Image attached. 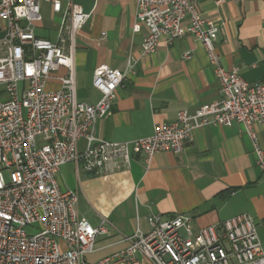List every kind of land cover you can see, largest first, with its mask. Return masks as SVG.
Wrapping results in <instances>:
<instances>
[{"label": "built area", "instance_id": "built-area-1", "mask_svg": "<svg viewBox=\"0 0 264 264\" xmlns=\"http://www.w3.org/2000/svg\"><path fill=\"white\" fill-rule=\"evenodd\" d=\"M43 1L61 18L54 41L35 32ZM199 1L136 0L134 31L147 29L143 54L154 52L161 39H198L213 66L219 98L195 111L179 110L146 137L111 141L96 135V124L110 112L134 57L128 56L124 70L98 66L93 86L100 100H79L75 37L91 14L74 0H0V20L6 24L0 40V264H264V243L249 213L197 231L189 215L154 214L147 219L148 231L137 228L123 237L125 247L90 262L107 227L80 216L78 192L61 189L57 180L68 163L77 172L106 176L129 169L136 155L149 160L158 152L182 153L198 127L236 123L249 135L264 175V148L255 129L264 122V83H249L237 67L224 66L216 48L219 26L202 16ZM59 68L66 72L50 89L49 78Z\"/></svg>", "mask_w": 264, "mask_h": 264}, {"label": "crops", "instance_id": "crops-1", "mask_svg": "<svg viewBox=\"0 0 264 264\" xmlns=\"http://www.w3.org/2000/svg\"><path fill=\"white\" fill-rule=\"evenodd\" d=\"M91 14L75 37L76 94L96 104L101 93L93 86V72L100 65L124 70L134 57L117 90L110 112L101 118L96 135L111 141L146 137L155 124L174 120L181 109L195 111L219 98L220 86L204 45L192 35L168 43L161 39L154 52L142 53L147 29L136 23V0H74ZM203 17L219 26L217 52L226 68L237 67L249 83H264V0H200ZM43 20L35 32L57 40L61 18L47 2L41 3ZM102 32L105 36L102 37ZM6 24L0 20V40ZM189 53V56H185ZM59 68L48 88L59 86ZM264 148V122L255 125ZM84 146V140H80ZM63 190L78 192L77 209L93 226L102 223L95 262L126 246L123 237L137 228L149 230L148 217L189 215L193 229L249 213L258 224L264 243V175L257 164L253 143L242 125L207 124L194 130L193 141L179 154L155 153L149 160L136 155L127 170L106 176L76 171L74 164L60 167Z\"/></svg>", "mask_w": 264, "mask_h": 264}]
</instances>
